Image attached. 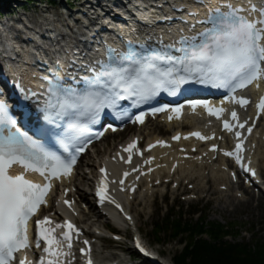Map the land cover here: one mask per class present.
I'll list each match as a JSON object with an SVG mask.
<instances>
[{"label":"snow or ice","instance_id":"snow-or-ice-1","mask_svg":"<svg viewBox=\"0 0 264 264\" xmlns=\"http://www.w3.org/2000/svg\"><path fill=\"white\" fill-rule=\"evenodd\" d=\"M247 2L246 8L228 3L227 11L211 9L206 21L211 27L199 33V39L197 36H181L177 42L167 45L168 50L165 51H137L130 47L127 52L110 58V62H101L99 70L93 69L95 74L85 78L86 87L83 89L65 86L59 81H49L48 97L41 109L45 114L46 124L39 128V138H33L27 132L21 131L15 117L10 114L8 104L0 101V264H15L16 253L31 247L30 220L47 203L52 181L71 174L72 166L76 163V154L84 151L85 141L91 142V137L87 135L88 124L96 122L105 109L116 110L119 101L128 99L132 100V106L135 107L148 102L161 92L174 96L182 86L189 83L227 88L233 94L237 89L246 88L253 83L260 86L259 82L264 81V0L259 5L253 0ZM172 49L180 54L173 55ZM16 87L24 99L37 96L35 92H25L18 83ZM230 100L241 107L249 103L247 99L235 95ZM189 103L193 110L203 106L209 115L218 119L224 112L223 107L214 108L207 101ZM167 107L155 108L153 112L164 111ZM257 109L259 117L264 113V96L260 98ZM181 110V105L170 109L177 116ZM60 120L64 124H58ZM231 120L235 123L223 121V128L228 132H232L234 128L244 129L248 124L247 120L241 122L235 110L231 112ZM135 121L142 124L144 113L136 115ZM254 126L253 123L247 127V132L251 133ZM57 128L62 130L57 131ZM188 136L201 140L213 138L202 135L199 131L190 132ZM241 136V131L236 130L235 137L239 142L234 151L221 150L226 156L234 157L243 171L254 176L256 173L249 167L250 161L245 164L239 154L243 143ZM173 139H180V136ZM48 140H54L67 156L46 146ZM156 143L167 146L163 140ZM154 146L149 145V149ZM135 147L134 141L125 151L131 153ZM212 150H217L215 144L212 145ZM150 159L145 163H149ZM130 161L131 155L127 162ZM13 165H20L24 172L10 174ZM100 171L106 174L104 168ZM29 172L38 173L45 182L41 184L27 179L26 173ZM124 175L127 176L128 173ZM120 183L123 184V180ZM100 184L96 194L103 203L105 199H109L105 196L107 188L103 178ZM67 191L65 189V194ZM63 203L71 208L73 202L65 199ZM116 207L120 208V205L117 204ZM35 223L38 229L36 247L40 248L43 241L46 244L43 252L47 254L40 256L35 264H71V260L75 259L72 253L73 234L78 237L79 229L68 221L63 225H56L55 228L48 227L52 223L48 216L36 220ZM57 228L66 230L57 237ZM83 243L89 245L87 240ZM136 246L145 252L139 240ZM80 252L86 258V264H94L90 247L81 248ZM18 264H33V261L25 255L18 260Z\"/></svg>","mask_w":264,"mask_h":264},{"label":"rangeland","instance_id":"rangeland-1","mask_svg":"<svg viewBox=\"0 0 264 264\" xmlns=\"http://www.w3.org/2000/svg\"><path fill=\"white\" fill-rule=\"evenodd\" d=\"M154 209L153 208H150V209H147L144 211V214L147 216V215H150V213L153 211ZM138 211V210H137ZM238 214V212L236 211L235 213H230L229 211H225L224 212V215H221V217L216 214V215H210V217L208 219L210 220H219L223 223H225L224 219L223 218H226L228 217V221H232V220H235L236 223L238 224H246V227H249V224H260L258 227L261 228V229H264V209H258L257 211L253 212L252 215H243L239 218H235L236 215ZM150 222V219L147 221V223H143V225H141L140 223V233L142 234V231H146V230H149V227H147L146 225H148ZM262 223V224H261ZM147 234V233H145ZM147 237H145L146 239ZM147 240V239H146ZM181 246L180 244H178L177 242H172V243H169L167 246L165 247H153L155 250L156 249H159V251H162L164 252V255L165 257L167 258H171L174 251L179 249Z\"/></svg>","mask_w":264,"mask_h":264},{"label":"bare ground","instance_id":"bare-ground-1","mask_svg":"<svg viewBox=\"0 0 264 264\" xmlns=\"http://www.w3.org/2000/svg\"><path fill=\"white\" fill-rule=\"evenodd\" d=\"M219 174H220V173L217 172V173L213 174V176H215V177H217V178H218V177H221ZM146 191L150 192L149 189H146Z\"/></svg>","mask_w":264,"mask_h":264},{"label":"trees","instance_id":"trees-1","mask_svg":"<svg viewBox=\"0 0 264 264\" xmlns=\"http://www.w3.org/2000/svg\"><path fill=\"white\" fill-rule=\"evenodd\" d=\"M192 264H197V263H196V259H195V257H194V259H193Z\"/></svg>","mask_w":264,"mask_h":264}]
</instances>
